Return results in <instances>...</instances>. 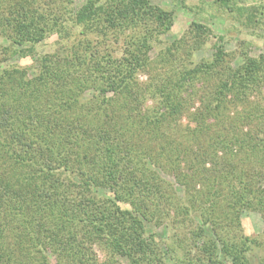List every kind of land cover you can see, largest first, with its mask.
<instances>
[{
	"label": "trees",
	"instance_id": "1",
	"mask_svg": "<svg viewBox=\"0 0 264 264\" xmlns=\"http://www.w3.org/2000/svg\"><path fill=\"white\" fill-rule=\"evenodd\" d=\"M220 1L227 4L243 0ZM34 2L20 0L0 14V32L12 46L29 43L26 52L31 55L41 39L37 24L45 17L31 8ZM53 14L59 26H65L59 6ZM69 19L81 27L82 37L71 44L60 41L54 51L33 55V75L16 65L0 64V264H33L35 255L44 257L50 252L61 258L56 264H109L97 260L94 245L101 246L109 257L127 258L130 264H158V254L149 249L142 236L145 221L156 217L144 198L152 200L157 192L154 186L142 190L138 184L145 177L136 171V177L132 174L133 169L145 167L144 162H135L139 149L134 138L139 136L138 130L159 131L165 110L177 109L184 82L199 72L218 77L213 93L215 106H220L227 94L240 98L249 88L264 82V56L242 53V62L234 66L224 63L219 49L211 61L183 71L176 68L174 76L180 78L153 91L161 110L144 119H133L121 116L114 104L119 103L128 113L135 110L138 88L132 83L134 75L149 69L153 39L170 29L171 12L148 0H86L74 13L71 11ZM117 26L129 30L120 54L112 57L110 51L100 53L102 45L92 42L89 36L106 38L107 31ZM195 28L193 39L204 33L202 26ZM64 36L71 34L68 31ZM182 40L171 43L174 52L167 47L165 57L170 62L175 61ZM5 50L0 47V51ZM89 90L92 94L85 100ZM126 95L131 98L125 99ZM258 108H253L251 115L255 118L260 112L262 123L258 126L262 129L257 130L261 134L257 132L253 137L247 133L244 137L249 153L259 145L264 148V106ZM195 116L203 119L207 115L199 111ZM208 145L215 149L212 143ZM234 150L229 151L232 156ZM224 161L226 173L216 168L204 172L202 185L208 188L203 195L192 190V179L185 183L193 194H189L182 209L187 215L196 210L195 196L200 197L202 223L212 221L216 189L224 180L231 193L228 199L264 210V190L257 188L264 174L259 177V173L249 175L243 170L236 173L233 161ZM132 163L137 164L133 167ZM121 179L127 180L125 185ZM98 188H108L111 195L97 197ZM194 235L197 237L190 231L192 246L202 255L201 263L207 259L211 264H249L246 255L239 253L247 250L244 245L238 249L223 240L217 250L221 257L229 258V263H221L212 257L219 252L213 242L199 233ZM198 239L202 240L197 246ZM42 264L48 262L42 259Z\"/></svg>",
	"mask_w": 264,
	"mask_h": 264
},
{
	"label": "rangeland",
	"instance_id": "2",
	"mask_svg": "<svg viewBox=\"0 0 264 264\" xmlns=\"http://www.w3.org/2000/svg\"><path fill=\"white\" fill-rule=\"evenodd\" d=\"M85 1L35 0L31 8L35 13L43 14L45 17L43 22L37 24L41 39L34 45V54L26 52L30 49L29 43L12 46L9 38L0 32V47L6 49L5 52L0 51L1 66L16 65L25 68L31 76L35 70L33 55L54 51L60 41L66 44L75 43L82 37L79 34L81 27L74 25L69 15ZM148 1L151 5L171 12L172 24L170 29L153 39L149 69L134 75L132 83L138 88L137 93L134 94L136 99L133 101L135 110L128 113L119 106V103L114 104L115 109H119L123 117L129 115L133 119L138 117L144 119L151 112L160 111L158 95L154 94V89L167 86L171 80L180 78L174 76V69L183 71L184 68H195L198 64L211 61L219 49L224 54V63L234 66L242 62V53L256 58L264 56V0H243L227 4L220 0ZM19 2L20 0H0V14L6 12L13 3ZM58 6L62 9L65 19L63 21L65 26L62 27L55 21L53 14ZM46 13L49 15L47 16ZM195 25L202 26L204 33L193 39L194 32L197 31ZM68 31L71 36L65 37L64 33ZM128 31L117 26L107 31L106 38L96 35L89 37L92 42L102 45L99 48L100 53L106 54L110 51L113 57L120 54L122 45L127 41ZM179 39H183L182 46L175 61L170 62V58L167 60L165 57L167 47L170 46L172 49L171 43ZM172 51L174 52V49ZM217 80L218 77L212 74L199 72L190 81H185L179 92L181 98L177 99L179 102L175 106L177 109L165 110L161 129L138 130L139 136L134 138L139 153L144 152L142 155L138 153L135 162L136 160L139 164L144 162L145 167L141 170L133 169L132 174L135 176L136 171L145 177V181L138 184L142 190L154 186V192H157L154 193L156 199L144 198L150 211L156 213V217H152L151 221H145L142 236L149 243V249L155 251L162 259V262L159 259L158 264H188V259L191 260L190 264H211L207 259L201 263L202 255L197 247L192 246L190 231L194 238L197 237L194 233H199L208 242L211 240L212 246H216V251H219L217 249L221 247L223 240L238 249L244 245L247 250L239 253L246 255L249 264H264V210L259 207H244L237 201L228 199L231 193L226 180L216 189L218 192H216L212 221L207 223L200 221V197L195 196L196 210L187 215L182 209L186 199L191 197L189 194H193L189 192L186 181L192 179L195 186L192 190L203 195V190L208 188L202 185L204 172H208L209 168H216L221 174L223 171L226 173L224 159L233 161L237 168L236 173H241L243 170L249 175L259 173V177L260 173L264 174L262 164L264 148L259 145L253 153H249L248 141L244 138L247 133L256 137L262 129L258 126L262 123L259 118L260 112L255 118L251 113L253 108L257 111L258 106H264V82L252 86L240 98L227 94L221 105L217 107L216 101L213 100ZM91 94L92 91H86L84 99L88 100ZM129 98L131 97L125 96V99ZM199 111L207 115L206 118L205 116L203 119L200 116L197 118L195 114ZM260 134L261 132L259 136ZM209 143H212L215 149H212ZM230 149L236 150L233 151V156L229 153ZM136 164L132 163L133 167ZM128 175L127 178H131ZM120 181L125 185L127 180ZM157 185L160 190L157 189ZM257 185L258 189L264 190L263 177L259 178ZM107 189L98 188L97 197L111 195ZM199 228L203 231L201 232ZM198 230L199 232H196ZM201 240H197V246L201 244ZM250 241L255 243L250 244ZM210 243H207L208 247H212ZM93 250L100 262L130 264L123 256L109 257L101 246L94 245ZM215 254H212L213 259L217 257L221 263L222 260L229 263V258L221 257L220 251ZM56 255L52 252L44 257L35 255L33 264H42V259L48 264H56L61 260L58 254Z\"/></svg>",
	"mask_w": 264,
	"mask_h": 264
}]
</instances>
